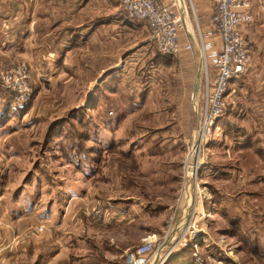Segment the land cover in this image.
<instances>
[{
	"label": "rangeland",
	"instance_id": "rangeland-1",
	"mask_svg": "<svg viewBox=\"0 0 264 264\" xmlns=\"http://www.w3.org/2000/svg\"><path fill=\"white\" fill-rule=\"evenodd\" d=\"M73 1L53 5L33 36L26 23L14 25L22 30L15 51V39L3 42L8 29L0 32L3 226H13V212L29 214L21 217L35 232L61 221L49 238L59 245L54 264H130L148 240L146 264H264V61L252 52L260 41L246 39L250 63L225 97L222 121L208 125V44L219 40L190 0L180 41L193 47L178 54L161 52L120 0ZM48 51L50 67L38 60ZM21 64L33 89L24 102ZM78 196L86 213L102 205L104 218L63 223ZM12 248L2 249L5 263H36Z\"/></svg>",
	"mask_w": 264,
	"mask_h": 264
},
{
	"label": "built area",
	"instance_id": "built-area-1",
	"mask_svg": "<svg viewBox=\"0 0 264 264\" xmlns=\"http://www.w3.org/2000/svg\"><path fill=\"white\" fill-rule=\"evenodd\" d=\"M129 18L145 21L159 50L165 54H178L190 50L193 43L182 44L180 32L186 25L187 0H120ZM215 8L208 34L215 41L209 42L210 61L215 68L213 79L207 75L203 92V119L211 125L224 112L225 97L230 84L238 79L250 63V54L242 28L255 19L253 0H214ZM201 52V50H200ZM203 57V55H202ZM207 59V56H204ZM23 76L19 85L17 100L24 102L32 94L29 66L21 64L14 70ZM1 73V72H0ZM18 101V102H19ZM97 220L104 218L102 205L95 203L89 211ZM152 240H148L136 250V256L129 254L130 264H146L152 252Z\"/></svg>",
	"mask_w": 264,
	"mask_h": 264
},
{
	"label": "crops",
	"instance_id": "crops-1",
	"mask_svg": "<svg viewBox=\"0 0 264 264\" xmlns=\"http://www.w3.org/2000/svg\"><path fill=\"white\" fill-rule=\"evenodd\" d=\"M86 1H89V0H86ZM190 1L192 4V7L195 5L197 7L199 15L203 17V23H211L212 14L215 8L214 0H190ZM52 2L53 0H0V32L4 31L5 29H8V32H9V35L3 39L4 44L6 45L7 42L12 41L11 39H15L13 40L14 47L10 49L12 51H15V49L18 48L16 40L19 38L18 36L22 35L21 33L22 30L21 29L16 30L12 28L14 25H16L17 23L20 24L21 22L26 23L25 24L26 33L27 32L29 33L28 36H33L34 34L33 28L35 24L39 22V20L42 19V20L49 21V20H52V18L54 17V14L50 12V8H52L53 5H59V6L65 5V4L67 5V4H70L72 0H63V2L61 0L59 1L56 0V4H52ZM73 2H75V0ZM40 6H43V8L44 7L45 8L42 10H39ZM80 8H79V11H80ZM252 10H253L255 19L252 23H249L246 26H243L242 31H243L245 39L253 40V42L260 41V45L257 47L255 51H252V52L254 54H257L258 57L260 55V58L258 59L259 61H264V0H253ZM187 15H186L185 23L189 21L188 19L189 15L188 16ZM182 30H185V26L182 28ZM1 35H3V33H0V36ZM188 36L191 38L190 33ZM4 44L0 42V48ZM72 46L73 47L76 46V43H74V45ZM65 48H71V47L67 45L65 46ZM247 48H248V43H247ZM50 52L51 51H48L46 55L44 54L47 57L44 56L43 58H41L43 56L41 54V56L38 58L39 61L43 62V64L49 65V67L51 65V60L53 59L52 57H50L52 56V53ZM62 53H65V52H62ZM258 60L257 61L255 60L254 63L259 62ZM64 67L65 65L63 61L62 66H61L62 71H64ZM45 72H46L45 77L47 80L50 81L51 79L55 78L54 76H51V74L48 75V73H50L48 72V70L47 71L45 70L44 73ZM45 77L43 75V78ZM246 77H249V76L246 74L245 78ZM68 197H70L69 194L67 195V198ZM56 204L58 203L56 202ZM76 207L79 208V211L76 210ZM66 208L71 209V212H67ZM85 208L86 207H84V204L80 202V196L71 198L69 202V207H65V209L63 210L64 211L63 219H62V221L64 220L63 223L67 221L77 222L80 215L82 216V221L87 219V220H90L91 223H96L97 218L89 212L86 213L85 210L87 209ZM67 213L69 214L67 215ZM9 215L10 216L12 215V220L14 222L13 226L11 224V228L7 224L6 226H3V222L0 221L1 222L0 231H3V233L5 234V239H2L0 237V251L2 249L7 250V248L13 246L12 249L17 251V254H20L19 257H21V255L24 254L25 252L29 254H34V256L37 255V259L35 257V260H36L35 264H54L59 261L58 260L59 257L56 258L58 255V251H59V248L57 247L59 245L57 244L55 239H53V241H50L49 238L52 239V236L54 238V232L56 231L55 229H59L58 227L62 225L61 221L59 222V224L58 223L55 224L54 222L51 224L49 223L50 226H52L53 228L52 229L53 232L52 230L49 229L50 226L46 228L43 232H35L33 228L30 231V227L28 226L29 224H26L27 220H31V218H28L27 216L21 217V215H29V214L25 213V214L17 215L21 217L19 220H18L19 217H17L16 214H14V212L12 214L10 213ZM11 231H13V235H11L12 234ZM49 231H51L52 234ZM47 235H49L50 237ZM44 237H48V239H43ZM47 242L49 246L48 248L51 249L48 254H47L48 248L45 249ZM37 250H40V254H35L38 252ZM3 253L4 251L2 250L0 252V264H7L5 263V261L7 260L2 259ZM5 256L6 255H4V258ZM13 264H21V263L18 262L16 259Z\"/></svg>",
	"mask_w": 264,
	"mask_h": 264
},
{
	"label": "trees",
	"instance_id": "trees-1",
	"mask_svg": "<svg viewBox=\"0 0 264 264\" xmlns=\"http://www.w3.org/2000/svg\"><path fill=\"white\" fill-rule=\"evenodd\" d=\"M239 78H240V77H239ZM239 78H238V79H239ZM243 78H244L243 80H245V77H244V76H243ZM236 80H237V79H236ZM236 80H233V81L231 82V84H230V88H231V85H232ZM223 116H224V112H223V114L221 115V117L217 119L218 122L222 121ZM177 254H178V253H177ZM177 254H176V255H177Z\"/></svg>",
	"mask_w": 264,
	"mask_h": 264
},
{
	"label": "bare ground",
	"instance_id": "bare-ground-1",
	"mask_svg": "<svg viewBox=\"0 0 264 264\" xmlns=\"http://www.w3.org/2000/svg\"><path fill=\"white\" fill-rule=\"evenodd\" d=\"M194 245H195V244H194ZM194 245H193V246H194ZM195 246H197V245H195ZM195 246H194V247H195Z\"/></svg>",
	"mask_w": 264,
	"mask_h": 264
}]
</instances>
